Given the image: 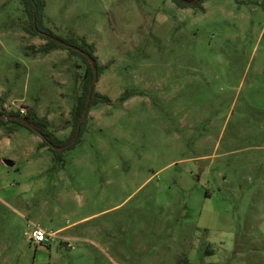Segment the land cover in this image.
<instances>
[{
    "label": "rangeland",
    "instance_id": "rangeland-1",
    "mask_svg": "<svg viewBox=\"0 0 264 264\" xmlns=\"http://www.w3.org/2000/svg\"><path fill=\"white\" fill-rule=\"evenodd\" d=\"M46 2L60 37L96 44L113 101L60 161L0 126V264H264V0ZM30 28L0 0V109L66 140L87 66Z\"/></svg>",
    "mask_w": 264,
    "mask_h": 264
},
{
    "label": "trees",
    "instance_id": "trees-1",
    "mask_svg": "<svg viewBox=\"0 0 264 264\" xmlns=\"http://www.w3.org/2000/svg\"><path fill=\"white\" fill-rule=\"evenodd\" d=\"M173 1L181 7H201L203 10H205L204 3L207 0H198V2L194 5H190L182 0ZM21 3L30 19V32L35 36H41L47 39V42L41 47H39L37 52L49 54L56 49H68L72 55L81 57L82 60L85 62L87 66V75L86 77H84L82 94L79 96L78 102L72 110L73 129L68 139L62 140L60 137H58L55 131L51 129V122L49 118L47 116H40V114L36 110H32L29 113L25 114L22 111H9L7 109H0V114L24 116L37 125L40 130L39 132L23 124L18 119L0 118V126L14 123L27 127L36 134H41L44 137L42 146H48L55 153V159L60 161L62 159V156L58 155L60 152L56 148V146L67 145L69 142H71L74 138L77 137L70 147L75 146L78 142H80L82 136L88 128L89 117L92 108L99 105L101 102L113 101L110 95L103 93L97 89L96 83L90 107L87 108L91 85L95 79H97V82L101 79L108 65L100 63L99 56L97 55L96 44L89 42L86 37L64 39L60 37L55 30H53L47 25L46 0H21ZM57 39H61L66 43H59ZM75 46L83 49L85 53L78 49H75ZM87 54H91L95 58L96 65L98 68V76H96L95 68Z\"/></svg>",
    "mask_w": 264,
    "mask_h": 264
},
{
    "label": "water",
    "instance_id": "water-1",
    "mask_svg": "<svg viewBox=\"0 0 264 264\" xmlns=\"http://www.w3.org/2000/svg\"><path fill=\"white\" fill-rule=\"evenodd\" d=\"M182 1H184V2H186L188 4H190V5H194V4H196L198 2V0H182ZM57 41L59 43H62V44H65L66 43L65 41H63L61 39H57ZM75 49H78V50L82 51L83 53H85V51L83 49L79 48V47H76L75 46ZM87 55H88L89 59L91 60L93 66L95 68L96 76H98V68H97V65H96L95 58L91 54H87ZM96 83H97V79H95L94 82L91 85L89 99H88V103H87V108L90 107V103H91V99H92L93 93L95 91ZM0 118H5V119H18L23 124L29 126L33 130L38 131V132L40 131L39 128L37 127V125L33 121L29 120L28 118H26L24 116H18V115H3V114H0ZM79 133H80V131H79ZM70 145H71V143L68 144V145H66V146H56V148L57 149H62L64 147H68ZM6 163L8 165H15V161L10 160V159H6Z\"/></svg>",
    "mask_w": 264,
    "mask_h": 264
},
{
    "label": "built area",
    "instance_id": "built-area-1",
    "mask_svg": "<svg viewBox=\"0 0 264 264\" xmlns=\"http://www.w3.org/2000/svg\"><path fill=\"white\" fill-rule=\"evenodd\" d=\"M55 236V232L36 224H34L33 232L30 234L32 241L37 245L53 242Z\"/></svg>",
    "mask_w": 264,
    "mask_h": 264
},
{
    "label": "crops",
    "instance_id": "crops-1",
    "mask_svg": "<svg viewBox=\"0 0 264 264\" xmlns=\"http://www.w3.org/2000/svg\"><path fill=\"white\" fill-rule=\"evenodd\" d=\"M60 230H64V228H61Z\"/></svg>",
    "mask_w": 264,
    "mask_h": 264
}]
</instances>
